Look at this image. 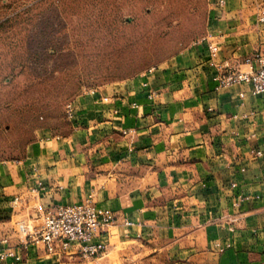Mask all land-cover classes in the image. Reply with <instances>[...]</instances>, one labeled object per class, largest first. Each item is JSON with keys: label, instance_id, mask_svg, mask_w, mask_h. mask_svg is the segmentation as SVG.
I'll return each mask as SVG.
<instances>
[{"label": "crops", "instance_id": "crops-1", "mask_svg": "<svg viewBox=\"0 0 264 264\" xmlns=\"http://www.w3.org/2000/svg\"><path fill=\"white\" fill-rule=\"evenodd\" d=\"M210 4L202 43L165 67L86 92L73 102L67 135L43 136L25 158L0 163V254L22 256L0 264H264V95L250 84L217 89L216 79L224 62L243 69L247 55L264 50V0ZM208 40L219 45L215 59ZM89 196L116 213L99 231L101 257L27 242L43 209Z\"/></svg>", "mask_w": 264, "mask_h": 264}, {"label": "rangeland", "instance_id": "rangeland-1", "mask_svg": "<svg viewBox=\"0 0 264 264\" xmlns=\"http://www.w3.org/2000/svg\"><path fill=\"white\" fill-rule=\"evenodd\" d=\"M211 19L209 0H0V163L67 135L70 103L165 67Z\"/></svg>", "mask_w": 264, "mask_h": 264}, {"label": "built area", "instance_id": "built-area-1", "mask_svg": "<svg viewBox=\"0 0 264 264\" xmlns=\"http://www.w3.org/2000/svg\"><path fill=\"white\" fill-rule=\"evenodd\" d=\"M212 1V0H209ZM219 6H224L227 0H216ZM260 20L264 21V8ZM198 41L194 45L202 43ZM207 48L211 59H215L219 53V45L213 41H207ZM245 68L233 67L230 63L224 62L218 67L216 76L218 80L217 89L229 87L236 84H250L254 95H264V50L258 49L244 58ZM150 69L149 71H153ZM97 89H92L94 93ZM152 97V95H151ZM212 110V108H210ZM69 117L73 115V103L68 105ZM257 154H261L260 151ZM232 186H236L235 183ZM44 184L39 181L31 189L33 193V203L41 206L39 202V192ZM248 197H242L235 202L240 206L241 201ZM22 198L14 197L13 207H19ZM116 221V213L111 208L100 207L96 204L92 196L82 202L58 204L48 206L43 209L40 215L38 226L29 227L26 232V240L29 243L45 244L51 254L66 255L70 252L78 253L83 259H94L101 257L106 250V244L98 240L99 231L109 227ZM125 225L133 224L129 219L124 220ZM5 242L8 240L5 239ZM220 247V244H217ZM223 250L222 247H220ZM14 258L21 261L22 256L13 248H7L0 254V259Z\"/></svg>", "mask_w": 264, "mask_h": 264}]
</instances>
